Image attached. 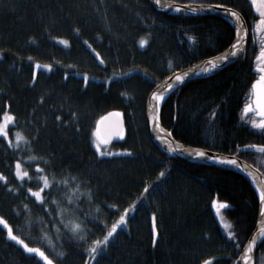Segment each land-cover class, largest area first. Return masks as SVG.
<instances>
[{"label":"trees","instance_id":"trees-1","mask_svg":"<svg viewBox=\"0 0 264 264\" xmlns=\"http://www.w3.org/2000/svg\"><path fill=\"white\" fill-rule=\"evenodd\" d=\"M167 1L221 4L236 10L249 28V0ZM141 38L146 40L143 46ZM233 39L232 24L223 15L167 14L148 0H0V114L14 115L7 139L0 135V173L7 178L0 181V216L55 264H84L85 259L90 264H201L209 257L215 258L211 264H239L260 212L251 180L234 167L188 160L157 147L144 111L148 94L160 81L222 52ZM253 57L248 31L239 58L167 92L158 122L178 142L235 155L264 174L255 149L237 147L263 141L247 122L248 114H241L257 75ZM37 62L52 68L37 67L34 79ZM108 111L119 112L124 121V134L101 149L113 152L111 157L97 155L92 144L100 139L94 134L97 122ZM15 133L27 142L17 146ZM17 160L28 177L16 178ZM41 176L69 180L67 187L52 183L42 191L46 208L27 194V188L41 187ZM73 176L81 182L80 192L69 201L68 189L76 186ZM214 198L227 202L220 216L242 241L239 247L219 225ZM125 208V222L93 258L86 249L103 238ZM58 209L67 211L58 216ZM73 219L88 231L83 242L61 223ZM52 225L60 229L61 239ZM43 233L54 243L42 238ZM262 255L264 236L254 250V264H261ZM0 264L37 260L0 232Z\"/></svg>","mask_w":264,"mask_h":264},{"label":"snow or ice","instance_id":"snow-or-ice-1","mask_svg":"<svg viewBox=\"0 0 264 264\" xmlns=\"http://www.w3.org/2000/svg\"><path fill=\"white\" fill-rule=\"evenodd\" d=\"M157 4L160 3V0H156ZM251 2V7L255 9L257 13H259L260 19L255 22L254 26V31L255 32H262L264 31V0H250ZM162 7H167L168 5H161ZM213 5H207V7H212ZM223 7V6H221ZM175 10L179 11L181 10V6L177 5L175 7ZM187 10L189 11H197L195 7H190ZM225 12H228L227 8L223 9ZM230 18H234V26L236 29V38L233 42L232 45L229 46V49L227 50L230 53V56H220L216 61H211L209 60L208 65L202 69H198L199 71L203 72H209L213 69H216L218 66L221 65L222 62L227 63L230 59H235L239 58L240 55L245 51L244 43H243V36L244 33L241 31L244 25L242 23H239L238 21L240 20L239 15L236 12H231L230 13ZM189 40L194 39L193 37H188ZM255 40V38H254ZM63 44L67 45L68 41L64 40L62 41ZM87 43V42H85ZM146 40L144 38H141L139 40V44L141 46L145 45ZM261 43H264V38H261ZM91 47V45H89ZM93 52H95V49H92ZM97 58L99 59V53L96 54ZM31 59V58H29ZM256 60L259 61V63L256 65V68L259 71V76L258 79L254 80L251 85V92L252 94L248 96V102L244 103L242 106L241 114L242 118L245 114H247L249 111L256 112V114L261 117L259 120L257 119H252L250 121L251 126L254 129L260 130L261 134L264 135V47H261L259 50V53L256 57ZM101 63L103 61L101 60ZM37 67H42L44 69H50L52 68L51 64H44V65H39L37 62V65L33 67L32 73H33V78L35 79L36 76V68ZM114 75H121V73H114ZM188 73H184L183 75H176L172 77L174 81H181L183 80ZM85 79H87V76L85 75ZM166 82L168 78H165ZM174 87L173 83H168L167 89L165 91L171 89ZM151 96L154 98L156 102V107L157 109L159 108L160 101L162 97L164 96V92H158V91H153L151 93ZM253 104H255V107H253ZM5 106H7V102H5ZM75 113H73V116L75 117ZM109 115H115L119 116V112H114V113H109ZM214 115V113H213ZM60 117H57V120H59ZM157 117L150 116L149 117V122H155ZM14 120V115L8 111L3 112L0 114V135H2L5 139H7L8 133L6 131L7 126L9 125L10 122ZM99 123V122H97ZM65 124H67V121H65ZM94 134L98 135V130H94ZM123 133V127L119 123V121H116L113 126H112V131L109 133V136L111 135H116V136H122ZM15 139L17 141V146L19 145V142L21 141H26L27 138L22 136L20 133H15ZM104 144H107V140L103 141ZM92 144L96 149V154L99 156H113V152H106V151H101V143L97 139L92 140ZM9 147H12L11 141H9ZM238 148H252L259 150L260 153H264V144H252V145H238ZM173 147L171 144H169L168 151L171 152L173 151ZM124 152H128L129 149H123ZM193 156L195 157H205L206 153L203 151H195L192 153ZM213 159L220 161V157H212ZM26 159H35L34 157H27ZM227 163L231 164H236L237 161L235 158H225V161ZM36 168L40 171H43V169H40V165L37 164ZM165 173L162 170L159 175L163 176ZM251 175V173H249ZM15 176L19 180L23 177H28V171L27 170H22L21 168V163L19 160L15 161ZM6 177L3 175V173H0V181L6 182ZM72 181L75 183V187L69 188L68 189V194H67V199L69 201H74V199H78L79 197L76 196L75 194L80 192V184L81 182L76 179V177H71ZM39 180L43 181L41 184L40 188L33 189V188H27V194H30L31 197L35 198V201L40 202L43 207H47V205L43 204V201L46 199L44 195H42L43 190L49 189L50 184L56 183V184H63L64 186H68L69 180L66 178L63 181H57L53 177L52 180H50L47 176H41L39 177ZM9 188L11 191L16 192V188H12L11 185H9ZM150 186L148 184L145 185V190H148ZM256 191L259 194V211L261 214H264V189L262 188H257ZM87 197L89 200H91V190L89 189L88 192L86 193ZM145 195V192L141 193V196ZM139 199V198H138ZM52 203H57L55 200L52 201ZM136 201H133V204H135ZM225 201H217L215 198L213 199L212 206L216 210L217 216L220 215V210L226 207ZM111 207L115 208V205H112ZM23 208L25 209L26 212L30 211L28 205H23ZM67 209H58L57 210V215L62 216L64 212H66ZM18 212V210H17ZM129 212V208H125L123 213L118 217V219L113 222L110 226H108L103 238H98L95 239L91 242V245L86 249V251L93 257L95 258L99 252L102 249V246L107 245L109 242L110 238L114 236V234L118 230V225H123V223L126 220V214ZM28 224L31 225L32 221L29 219ZM61 223L63 224L65 230L70 234V236L75 239L77 242H83L86 239V236L88 234L87 229L85 226L79 222L76 219H73L70 221V223H64L63 220H61ZM223 223V221H221ZM54 229H56L57 236L56 239H61V236L59 235L60 229L56 227V225H52ZM229 226H225L227 229ZM0 232H4L6 235L7 239H10L11 241L16 242L18 245L22 246V249L25 253L28 254H34L37 264H55V260L50 257L46 252L38 246H32L30 243L26 242L25 239H22L20 235L15 234L13 227L8 223V221L3 217L0 216ZM260 235L264 236V227H261L259 229ZM152 236H153V242L155 243L156 237H157V228L155 225V218L153 217V227H152ZM227 237L231 239V241L239 247V244L242 242L237 239V234L232 231V230H227ZM42 238H47L48 242L50 244L54 243V241L48 236L47 233L42 234ZM257 237L253 236L247 243V245L244 247L243 250V255L241 258L244 261V264H252V252H253V245L256 242ZM59 256H63V252L58 253ZM214 257H209L201 261V264H211V262L214 260ZM84 264H90V261L88 259H85ZM261 264H264V255L261 257Z\"/></svg>","mask_w":264,"mask_h":264},{"label":"water","instance_id":"water-1","mask_svg":"<svg viewBox=\"0 0 264 264\" xmlns=\"http://www.w3.org/2000/svg\"><path fill=\"white\" fill-rule=\"evenodd\" d=\"M148 2L155 9L162 11V12H165L167 14H173V15H184L187 13L220 14V15H223L224 17H227L231 21L232 27L234 29V39L232 40L230 45L233 44V42L236 38V29L234 26V18H230V13L234 11L240 17V20L238 22L242 23L244 25V27L242 28L241 31L244 33L243 43H244V47H245V42H246V38H247L246 24H245L244 18L236 10H234L232 8L225 7L221 4L176 3V2H171V1H167V0H160L159 4H157L156 0H148ZM161 5H168V6L162 7ZM177 5L181 6V10H179V11L175 10V7ZM207 5H213V6L207 7ZM221 6H223V7H221ZM190 7H195L197 9V11L187 10ZM224 8H227L228 12H225L223 10ZM229 46L226 47L222 52H220L214 56L198 60L195 63L185 67L184 69L172 73L171 75L166 77V78H168L167 82H166V79H163L162 81H160L150 91V93L148 94V96L146 98L145 109H144V111H145V125H146V129L148 131V134H149L151 141L157 147H159L165 151H168L169 144H171V146L174 149L171 152H173L177 155H180V156H182L188 160L208 161V162L214 163V162L210 161L209 159H211L212 157H220L221 158L220 161H217L214 159L218 164L223 165V166H234V167L238 166V167H240L241 170L245 171L248 175H249V173H251V175H249V176L252 178L253 182L256 185H258L260 188L264 189V175L258 169H256L251 164H249L248 162H246V161H244V160H242V159H240V158H238L232 154H224V153H220V152L207 150L204 148L189 146V145L183 144L181 142H178L176 139H174L168 131H165L164 129H162L160 127L159 122H158V109L156 107V102H155L154 98L151 96V93L153 91L164 92L165 89H167L168 83H173L174 87H175L182 82H185L187 80H190V79L197 77L199 75V74H197V72L199 71L198 69H202V68L206 67L208 65L209 60L216 61L220 56H226V55L230 56V53L227 51L229 49ZM225 64L226 63L222 62L221 65L218 66L217 68H219ZM213 70H215V69H213ZM213 70H211V71H213ZM211 71H209V72H211ZM209 72L201 71L200 74H206ZM184 73H188V75L183 80L177 82V81H174L172 79V77H174L176 75H183ZM171 89H169V90H171ZM169 90H167L165 92H168ZM114 112L115 111H109V112L105 113L99 119V121H98L99 123L97 125L99 136L103 140H107V142L116 141L120 137V136H116V135L109 136V133L112 131V126L116 121H119V123L122 125V127L124 129V121H123V118L121 115H119L118 117L115 115H109V113H114ZM150 116L157 117L155 122H149ZM195 151H203L206 153V156L205 157H195L192 155V153ZM225 158H235L237 163L234 165L231 163L224 162ZM261 227H264V214H261L259 212L258 217H257L256 222H255V225H254V229L252 230L251 234L247 238L244 247L247 245L248 241L253 236L257 237V240H258V238L260 236L259 229ZM257 240L253 245L252 264H254V250L257 246ZM243 250H244V248H243ZM242 255H243V251L240 254L239 258H241ZM238 260H239V264H244V261L242 259H238Z\"/></svg>","mask_w":264,"mask_h":264},{"label":"flooded vegetation","instance_id":"flooded-vegetation-1","mask_svg":"<svg viewBox=\"0 0 264 264\" xmlns=\"http://www.w3.org/2000/svg\"><path fill=\"white\" fill-rule=\"evenodd\" d=\"M259 19H260L259 13H257L255 11V9H253L251 7V17L249 18V21H248V27L249 28H247L246 22H245V24H246V28H247V34H248V31H249V34H250V43L252 45L253 52H254V57H253L254 58V67H255V71L257 72L256 79H258V76H259V71L256 68V65L259 63V61L256 60V57H257V55L259 53L260 48L264 47V43H261V38H264V31H262V32H255L254 31L255 22L257 20H259ZM254 38H255V40H254ZM253 107H255V104H254ZM251 112H253V111H251ZM260 118L261 117H259V119ZM262 136H263L262 143H256V144H264V135H262ZM256 152L260 153L259 150H256Z\"/></svg>","mask_w":264,"mask_h":264},{"label":"rangeland","instance_id":"rangeland-1","mask_svg":"<svg viewBox=\"0 0 264 264\" xmlns=\"http://www.w3.org/2000/svg\"><path fill=\"white\" fill-rule=\"evenodd\" d=\"M250 1V0H249ZM251 3V2H250ZM230 21V20H229ZM231 22V21H230ZM39 65H41L42 66V64H39ZM44 65V64H43ZM36 66V65H35ZM201 71H199L198 73H200ZM167 94V92H165L164 93V95H166ZM252 94V92H251V88H250V94L249 95H251ZM246 102H248V100L246 101ZM245 102V103H246ZM253 106H254V104H253ZM248 115L246 116V120H247V122L251 125V123H250V121L252 120V119H257V120H259V117H258V115L256 114V112H251V111H249L248 113H247ZM98 141H100V143H101V149H107L108 147H110L109 146V144L107 143V144H104L103 143V141L104 140H102L101 138L99 139H97ZM17 142V141H16ZM210 161H212L213 159H209ZM255 161L257 162V164H259V165H261V168L263 169V171H264V155L262 154V153H257L256 154V156H255ZM217 200V199H216ZM218 201V200H217ZM212 209H213V212H214V214H215V217H216V219H217V221L219 222V225L221 226V228L224 230V231H226L227 229L225 228V226L227 225V223L225 222V221H223V219L221 218V216L219 215V216H217V214H216V210L213 208V206H212ZM221 221H223V223H221Z\"/></svg>","mask_w":264,"mask_h":264},{"label":"bare ground","instance_id":"bare-ground-1","mask_svg":"<svg viewBox=\"0 0 264 264\" xmlns=\"http://www.w3.org/2000/svg\"><path fill=\"white\" fill-rule=\"evenodd\" d=\"M225 18H227V17H225ZM228 19V18H227ZM228 21H229V19H228ZM230 22V21H229ZM231 23V22H230ZM228 63V62H227ZM199 72V71H198ZM197 72V74H200V73H198ZM181 84V83H180ZM178 86V85H177ZM164 93H165V91H164ZM165 96V95H164ZM164 96L162 97V99H161V101L163 100V98H164ZM160 101V102H161ZM109 112V111H108ZM100 137V136H99ZM101 138V137H100ZM102 139V138H101ZM103 140V139H102ZM113 142V141H112ZM107 143H109V142H107ZM255 152H256V149H255ZM257 153V152H256ZM237 157V156H236ZM239 158V157H238ZM212 159V158H211ZM241 159V158H240ZM243 160V159H242ZM245 161V160H244ZM212 162H214L215 164H218L214 159L212 160ZM247 162V161H246ZM250 164V163H249ZM252 165V164H251ZM253 166V165H252ZM228 167H234V166H228ZM253 167H255L256 169H258L256 166H253ZM234 168H236V169H238L239 171H241L242 173H244L245 175H247L248 177H249V179L251 180V183H252V185H253V188H254V190L256 191V189L257 188H260L258 185H256L254 182H253V180H252V178L245 172V171H242L241 170V168L240 167H234ZM259 170V169H258ZM260 172H261V170H259ZM262 173V172H261ZM263 174V173H262ZM264 175V174H263ZM256 193H257V195L259 196V194H258V192L256 191ZM261 235L259 236V238H258V240H257V244H258V242H259V240L261 239Z\"/></svg>","mask_w":264,"mask_h":264}]
</instances>
